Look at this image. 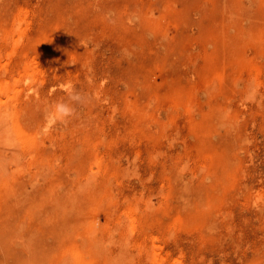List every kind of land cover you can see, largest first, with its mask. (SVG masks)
<instances>
[{"label": "rangeland", "instance_id": "rangeland-1", "mask_svg": "<svg viewBox=\"0 0 264 264\" xmlns=\"http://www.w3.org/2000/svg\"><path fill=\"white\" fill-rule=\"evenodd\" d=\"M0 115V264H264V0H0Z\"/></svg>", "mask_w": 264, "mask_h": 264}, {"label": "clouds", "instance_id": "clouds-1", "mask_svg": "<svg viewBox=\"0 0 264 264\" xmlns=\"http://www.w3.org/2000/svg\"><path fill=\"white\" fill-rule=\"evenodd\" d=\"M58 111H60L62 115H67V114H69L70 110L67 109V107L62 104V105H59Z\"/></svg>", "mask_w": 264, "mask_h": 264}, {"label": "bare ground", "instance_id": "bare-ground-1", "mask_svg": "<svg viewBox=\"0 0 264 264\" xmlns=\"http://www.w3.org/2000/svg\"><path fill=\"white\" fill-rule=\"evenodd\" d=\"M3 109V108H2ZM7 111V110H6ZM9 112V111H8ZM5 113V112H4ZM10 115H11V113H10ZM13 115V114H12ZM0 117H1V115H0ZM5 117H6V115H5ZM3 118H4V116H3ZM10 121V120H9ZM2 122V121H1ZM10 124V123H9ZM9 130V129H8ZM16 137V140H17V136H15ZM20 137V136H19ZM12 140V139H11ZM20 141H21V139H19ZM24 139H22V141H23ZM7 141V140H6ZM13 141V140H12ZM19 141V142H20ZM23 142H21V144H22ZM9 144H11V143H9ZM17 144H18V142H17ZM143 249V248H142Z\"/></svg>", "mask_w": 264, "mask_h": 264}]
</instances>
